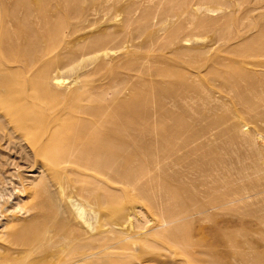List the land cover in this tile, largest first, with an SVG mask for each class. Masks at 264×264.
Masks as SVG:
<instances>
[{
  "label": "bare ground",
  "instance_id": "obj_1",
  "mask_svg": "<svg viewBox=\"0 0 264 264\" xmlns=\"http://www.w3.org/2000/svg\"><path fill=\"white\" fill-rule=\"evenodd\" d=\"M182 1L174 0L169 11L176 13ZM85 2L0 0V29L5 44L15 51L0 56V147L17 154L22 171L31 173L29 178L17 173L26 185L19 182V189L5 188L9 198L4 204L9 208L0 210L5 220L0 228V264H118L123 253L138 244L152 247L148 231L170 226L161 236L175 235V224L181 219L229 206L233 211L236 203L258 194L249 190V178L243 176L237 189L225 179L223 193L213 188L198 196L179 197L230 173L228 164L204 169L193 158L215 144L210 133L224 143V151L243 146L245 151L260 153L264 134L244 130L235 112L225 108L219 116L213 108L201 109L198 101L214 102L219 100L215 94H229L254 115L260 108L264 112V60H260L264 29L234 49L197 50L189 58L186 51L173 47L179 34L172 26L159 44L171 49L170 57L195 70L194 75L205 70L207 80H200L203 71L195 75L203 81L199 84L176 69L166 76L173 81L160 87V97L145 109L141 91L138 96L131 89L129 98L121 100V89L113 90L107 100V91L95 79L107 64L104 51L111 43L120 46L135 21L127 20L125 34L105 33L75 43L68 40L69 34L84 29L79 23ZM148 25L141 26L145 30ZM228 37L227 32L220 34L219 43H229ZM231 52L234 56H227ZM93 60H99L94 70L85 69ZM258 68L262 75L255 72ZM75 71L74 83L66 84L63 74ZM4 158L0 165L18 166L14 158ZM175 197L179 199L174 201ZM85 206L89 217L83 215ZM22 214L30 218L21 221ZM240 260L244 264L242 254ZM252 264H264V256H255Z\"/></svg>",
  "mask_w": 264,
  "mask_h": 264
},
{
  "label": "rangeland",
  "instance_id": "obj_2",
  "mask_svg": "<svg viewBox=\"0 0 264 264\" xmlns=\"http://www.w3.org/2000/svg\"><path fill=\"white\" fill-rule=\"evenodd\" d=\"M173 1L174 0H86L84 3L86 14L84 13L85 16L83 15L82 22L79 23L84 29L77 31L73 35L69 34L68 40L72 41L74 39L73 41H75V43L81 44L100 34H120L121 32V34H125L127 30L126 24H128L127 20L131 19L135 21L130 26V31H132L130 36H133H129L127 39L125 38L121 44L122 47L121 45L116 47L115 43H111L108 46L109 49L104 51V59L107 64L95 73V79L101 82L102 88L108 93L106 97L107 100L112 95L113 90L118 89H121V93L119 94L120 99L127 100L130 93H132L131 89H135L133 92H136L135 94H137V92L141 94L142 92L140 96L144 99L145 109H147V106L153 104V98L157 99L160 97V95H158L162 93L159 92L160 87L165 88L168 83L173 81L166 76L176 71V69L180 70L181 74L184 73L186 76L190 75L193 82L197 79L198 81L196 80L197 82L195 83L200 84L203 82L200 81L202 78L203 80L207 78L206 76L204 77L205 70H202V73L199 72L201 76L198 74L201 79L196 78L195 75H197V73H195V75L193 74L195 70L180 64L179 59L170 57L168 52L171 49L167 50L161 46L166 40L167 33L172 26L178 28V37L180 38H178L177 42L175 41V43L172 44L173 47H178L186 51V57L189 58H194L197 50L204 51L213 47L215 50L227 47L228 50L234 49L248 39L255 38V36L259 35L261 29H264V0H185L176 5V13H171L169 9L173 6ZM146 12L149 15L146 16L147 19L143 20V14ZM18 13L21 14V11L19 10ZM227 15L230 17L228 18L230 22L227 21ZM2 17L1 15V18ZM76 20L77 19H75V21ZM138 20L142 22L140 21L139 23ZM256 20H258V22ZM71 21H74V19H71ZM143 22L149 24V28H145L146 31L141 26L144 24ZM124 28H126L125 31ZM227 29L228 31H226ZM229 29H231V31ZM258 30L260 31L258 32ZM229 31L231 34H229ZM220 32L223 34L227 32L228 38L230 39L229 43H219V35L222 34ZM67 37L65 38L67 39ZM245 38H247V40ZM163 39L164 41H162ZM146 42H151L152 44L148 45ZM5 43L7 42L0 29V56H6L11 52L15 53L14 49H9L8 45ZM223 44L227 45L225 46ZM172 45L171 48H173ZM156 46H158V49ZM160 47H162V49ZM161 51L162 53H160ZM164 51L165 53H163ZM227 56L233 57V52L229 53ZM260 60L263 63L264 57L263 59L260 58ZM98 61L99 60H93L85 69L89 71L94 70L99 63ZM180 66L184 70H181ZM262 68L263 71L264 67ZM259 69L261 70V68H258L255 72L258 71L257 73H259ZM159 72H164L165 77L160 76ZM75 73L77 72L63 74L66 84L75 79ZM259 74L262 75V73ZM206 80L204 82H206ZM72 83H74V81ZM137 95L139 96V94ZM215 95V97L219 98L218 101L207 103L200 99L201 101H198V103H201L199 107L203 110H205V108H213L215 114L219 116L223 114V110L226 108L231 114L235 112L239 116V120L242 124H245L243 127L244 130H253L252 132L256 135L264 134L263 108L259 109L257 115H254L256 114L254 111L251 112L250 109L248 111L246 105L242 106L240 104L241 107L239 103H235L229 94H224L225 96L223 95V97L219 94ZM240 112L244 115L242 116ZM258 128L262 130H258ZM212 133H210L208 137L215 140V135H211ZM214 140H212V142L215 144L210 146L208 152H205L203 155L199 153L198 156L193 158L197 160L198 164H202L201 167L204 169H211V165L228 164L230 173L229 175H224V177H228H222L214 184L208 182L207 185L203 187L192 188L190 192H186L185 194L179 193L180 199L185 195L198 196L204 191L210 192L213 188L217 190L216 193H223L226 189L221 186L225 179L232 184L233 189H237L243 184L241 182L243 176L249 178V190H251L252 193L256 192L258 194L252 196L247 202L236 203L237 208H235V206V210L233 211H231L233 207L229 206L230 209L226 207L225 209L210 211L209 214L193 215L188 219H181L175 224L177 227L176 229H178L175 235L168 237L161 236V233H164L163 231L170 226L164 229H153V231H148L146 236L152 247L149 248V246H144L141 243L138 244L134 250L123 253L119 259L120 264H242L240 260L241 254L244 256V264H252V259L255 256H264V144L260 153L258 154L257 152L256 154L249 150L245 151L243 146H241L239 150L224 151L222 149L224 143L220 141V139ZM1 147L0 154L4 157L9 156L10 159L14 158L18 166L13 164L15 166L14 168L10 162L6 165H0V210L2 207L9 208V206L4 203H7L6 200L9 198L7 196V189L10 191V187H12L10 185L18 187L19 189V182L25 185L27 184L23 179L17 177V173H19L21 177L24 176L26 178H29L31 175V173L26 170L22 171L21 165H23V161L17 154H12L11 151L3 148V145H1ZM4 157H0V163L4 162ZM19 164L21 165L19 166ZM255 166L258 167L256 168ZM8 172L10 176L9 174L7 176ZM221 172H223L222 169L219 173ZM4 177L5 179H3ZM11 177V181L8 180ZM173 186L175 187L174 184ZM179 190L182 192L181 189ZM6 196L7 198H5ZM179 197H175L174 201L178 200ZM20 199L27 200L25 197H18V200ZM15 201L17 200H12V203ZM236 209L240 210L238 211ZM241 209H245L246 211L240 212L243 211ZM224 210L228 211L224 212ZM228 212L231 213L229 214ZM244 213L252 214H248L250 216H247ZM83 215L85 217L90 216L89 209L86 206L84 207ZM29 218L30 215L22 214L18 219L24 221ZM0 220L1 228L5 220L1 216ZM1 236L0 234V237ZM164 242L168 245L166 248L163 247Z\"/></svg>",
  "mask_w": 264,
  "mask_h": 264
}]
</instances>
